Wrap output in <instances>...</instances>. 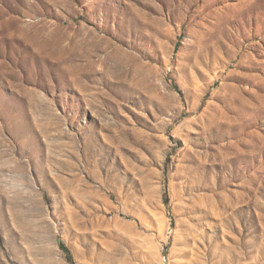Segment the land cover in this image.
<instances>
[{"label":"rangeland","instance_id":"rangeland-1","mask_svg":"<svg viewBox=\"0 0 264 264\" xmlns=\"http://www.w3.org/2000/svg\"><path fill=\"white\" fill-rule=\"evenodd\" d=\"M264 264V0H0V264Z\"/></svg>","mask_w":264,"mask_h":264},{"label":"trees","instance_id":"trees-1","mask_svg":"<svg viewBox=\"0 0 264 264\" xmlns=\"http://www.w3.org/2000/svg\"><path fill=\"white\" fill-rule=\"evenodd\" d=\"M60 249H62L63 251H64V253H65V255H66V259H67V261L70 263V264H75L74 263V261H73V258H72V256H71V254H70V252L68 251V249H66V247L62 244V243H60Z\"/></svg>","mask_w":264,"mask_h":264},{"label":"crops","instance_id":"crops-1","mask_svg":"<svg viewBox=\"0 0 264 264\" xmlns=\"http://www.w3.org/2000/svg\"><path fill=\"white\" fill-rule=\"evenodd\" d=\"M66 249H68L67 247H66ZM69 251V250H68Z\"/></svg>","mask_w":264,"mask_h":264}]
</instances>
